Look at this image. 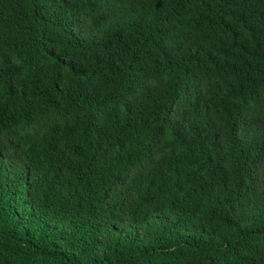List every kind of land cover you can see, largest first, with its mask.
Returning <instances> with one entry per match:
<instances>
[{"label": "trees", "instance_id": "obj_1", "mask_svg": "<svg viewBox=\"0 0 264 264\" xmlns=\"http://www.w3.org/2000/svg\"><path fill=\"white\" fill-rule=\"evenodd\" d=\"M0 264H264V0H0Z\"/></svg>", "mask_w": 264, "mask_h": 264}]
</instances>
